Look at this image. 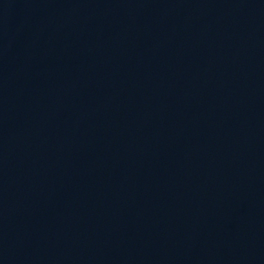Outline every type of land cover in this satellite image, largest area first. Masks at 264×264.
Returning a JSON list of instances; mask_svg holds the SVG:
<instances>
[{
    "label": "water",
    "instance_id": "95a60500",
    "mask_svg": "<svg viewBox=\"0 0 264 264\" xmlns=\"http://www.w3.org/2000/svg\"><path fill=\"white\" fill-rule=\"evenodd\" d=\"M0 264H264V0H0Z\"/></svg>",
    "mask_w": 264,
    "mask_h": 264
}]
</instances>
